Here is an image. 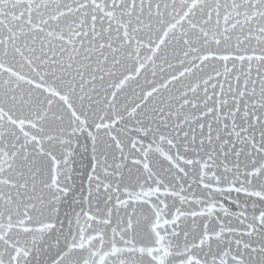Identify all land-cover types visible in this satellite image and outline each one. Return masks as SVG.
<instances>
[{
    "label": "snow or ice",
    "instance_id": "1",
    "mask_svg": "<svg viewBox=\"0 0 264 264\" xmlns=\"http://www.w3.org/2000/svg\"><path fill=\"white\" fill-rule=\"evenodd\" d=\"M0 264H264V0H0Z\"/></svg>",
    "mask_w": 264,
    "mask_h": 264
}]
</instances>
